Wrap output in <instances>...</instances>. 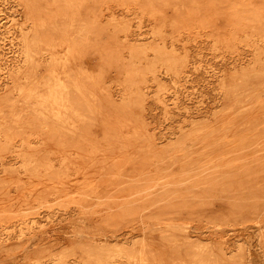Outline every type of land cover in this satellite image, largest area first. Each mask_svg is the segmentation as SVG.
I'll use <instances>...</instances> for the list:
<instances>
[{"label":"bare ground","instance_id":"6f19581e","mask_svg":"<svg viewBox=\"0 0 264 264\" xmlns=\"http://www.w3.org/2000/svg\"><path fill=\"white\" fill-rule=\"evenodd\" d=\"M110 2L132 5L155 24L148 43L135 44L141 42L136 38L139 34H132L126 17H112L104 23L103 5ZM219 2L226 3V12H218ZM186 5L191 9L183 10ZM198 6L203 7V15L194 11ZM0 7L12 13L0 10V41L4 42L0 45V163L8 169L7 177L0 180V227L9 230V236L17 233L21 237L28 225L38 224L36 216L26 215L31 208L49 202L73 198L81 213L88 215V197L100 199V192L84 170L71 171L72 165L85 168L84 153L78 151L100 153L134 147L161 151L148 135L144 145L137 144L143 129L139 127L129 136L125 121L105 139L95 130L101 129V116L108 107L115 108L108 78L116 77L127 99L116 109L118 114L143 117L144 89L149 81L158 82V69L174 80L189 66L187 55L176 48L184 34L212 31L219 35L225 29L228 40L216 39L218 47L232 49L245 43L253 58L243 61L241 68L236 64L235 71L225 70L219 87L227 100L226 112H217L212 121L190 130L180 128L174 157L169 158L172 165H194L196 169L230 161L240 165L247 155L242 152L232 157L231 153L264 144V134L254 120L264 108V0H0ZM126 49L131 58L128 63ZM236 119L249 124L242 134L235 128ZM97 156L94 153L91 158ZM155 161L164 164L165 158ZM186 172L176 170L152 180L155 186L169 179L178 185L192 182L189 188L203 187L202 172L188 176ZM167 195L144 199L135 208L129 203L131 207L123 208L110 223L114 227L132 222L139 225L143 230L138 244L144 250L142 260L164 259L157 252L150 253L159 243L155 231L171 226L164 224L166 211L179 210L163 204L147 218H139L141 211L150 210ZM186 195L180 192L177 197ZM171 229L183 227L178 224ZM80 240L69 251L49 249L39 255L41 260L29 264H68V254L84 264H111L118 256L129 261L136 258L129 252Z\"/></svg>","mask_w":264,"mask_h":264},{"label":"rangeland","instance_id":"374dc122","mask_svg":"<svg viewBox=\"0 0 264 264\" xmlns=\"http://www.w3.org/2000/svg\"><path fill=\"white\" fill-rule=\"evenodd\" d=\"M190 7L186 5L183 10L188 11ZM216 8L220 13L227 11L226 3L219 2ZM4 9L0 7V10ZM5 11L8 14V10ZM194 11L204 14L202 6ZM102 13L105 24L112 17H126L132 34H139L136 38L141 42L135 44L143 45L150 41L155 24L143 16L140 9L110 2L103 5ZM218 38L228 40L225 29L219 35L212 31L184 34L176 43V48L178 53L187 55L189 66L174 80L164 69H158V82L149 81L145 86L146 103L141 119H130L131 113L126 116L118 114L116 109L127 99L120 82L115 81L116 77L107 79L108 92L115 108L108 107L101 116V129L95 130V134L105 139L119 122L125 121L129 124L126 133L129 136L139 127L143 129L137 144L144 145V136L148 135L159 143L157 148L161 151L148 147L110 149L100 153L78 151L84 153L85 168L72 165L71 171L84 170L86 177L100 192V199L88 197V215L81 213L73 198L29 208L26 218L36 216L39 223L28 225L23 236L19 237L17 233L9 236V230L0 227V264L33 263L36 259L41 260L39 255L49 249L69 251L72 244H77L80 239L136 256L133 261L118 256L111 264H264V144L231 153L232 157L242 155V152L247 155L240 165H233L234 162L230 161L217 167L196 169L194 165H172L169 160L174 157L173 146L179 141L180 128L190 130L194 125L212 121L215 113L227 111V100L219 87L225 70L235 71L236 64L241 68L243 61L253 58L245 43L223 49L216 43ZM2 43L0 41V45ZM168 46L172 48L171 42ZM124 52L125 62L128 63L131 60L128 49ZM254 120L264 134V108ZM235 122L238 134H242L249 125L240 119ZM94 153L98 154L97 159L91 158ZM160 157L165 158L164 164L163 161H155ZM54 163L59 166L57 161ZM176 170H187V176L202 172L203 187L189 188L192 182L178 185L169 179L155 186L152 179ZM236 171L239 173L235 177L233 173ZM7 174V167L0 163V180L5 179ZM180 192L188 195L179 198L177 194ZM165 193L169 195L150 210L141 211L139 218H147L152 210L163 204H173L179 210L166 211L163 214L164 224L171 226L155 231L159 243L150 253L157 252L164 259L161 262L142 260L140 257L144 250L138 244L143 239V230L139 225L132 222L114 227L110 223L123 208H130L131 205L135 208L144 199H159ZM171 196L175 198L166 199ZM92 223L95 225L91 226ZM178 224L182 225V230L171 229ZM67 260L68 264H84L71 254H68Z\"/></svg>","mask_w":264,"mask_h":264}]
</instances>
